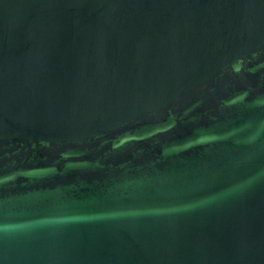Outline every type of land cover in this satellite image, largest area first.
I'll use <instances>...</instances> for the list:
<instances>
[{"label": "water", "instance_id": "1", "mask_svg": "<svg viewBox=\"0 0 264 264\" xmlns=\"http://www.w3.org/2000/svg\"><path fill=\"white\" fill-rule=\"evenodd\" d=\"M0 264H264V0H0Z\"/></svg>", "mask_w": 264, "mask_h": 264}]
</instances>
